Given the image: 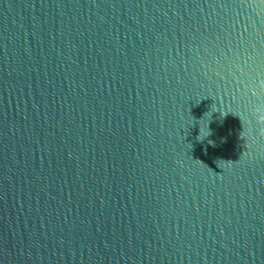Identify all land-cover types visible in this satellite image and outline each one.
I'll return each mask as SVG.
<instances>
[{
	"label": "water",
	"instance_id": "water-1",
	"mask_svg": "<svg viewBox=\"0 0 264 264\" xmlns=\"http://www.w3.org/2000/svg\"><path fill=\"white\" fill-rule=\"evenodd\" d=\"M0 264H264V0H0Z\"/></svg>",
	"mask_w": 264,
	"mask_h": 264
},
{
	"label": "clouds",
	"instance_id": "clouds-1",
	"mask_svg": "<svg viewBox=\"0 0 264 264\" xmlns=\"http://www.w3.org/2000/svg\"><path fill=\"white\" fill-rule=\"evenodd\" d=\"M242 133V132H241Z\"/></svg>",
	"mask_w": 264,
	"mask_h": 264
}]
</instances>
